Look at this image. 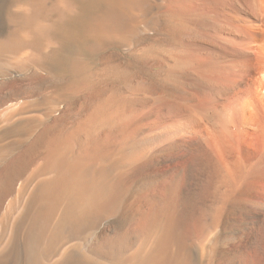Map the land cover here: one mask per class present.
Segmentation results:
<instances>
[{"label":"bare ground","instance_id":"6f19581e","mask_svg":"<svg viewBox=\"0 0 264 264\" xmlns=\"http://www.w3.org/2000/svg\"><path fill=\"white\" fill-rule=\"evenodd\" d=\"M94 1L87 29L104 63L98 78L117 83L95 82L76 141L63 133L46 142L50 179L0 222V264H46L45 206L72 202L58 232L78 217L115 218L139 180L129 235L108 250L120 264H189L184 239H216L224 227L237 264H264V0ZM144 40L164 53L154 57ZM116 55L144 62L162 86ZM20 101L3 108L0 130L19 120L5 112L24 114ZM130 238L139 244L125 256ZM64 251L50 264H97Z\"/></svg>","mask_w":264,"mask_h":264},{"label":"rangeland","instance_id":"374dc122","mask_svg":"<svg viewBox=\"0 0 264 264\" xmlns=\"http://www.w3.org/2000/svg\"><path fill=\"white\" fill-rule=\"evenodd\" d=\"M94 8V0H0V113H3L6 104L17 99L24 105H20L24 108L22 115L19 113L21 110L17 111L19 114L15 112L17 116L4 113L12 118L19 116V120L22 118L21 121L10 118L8 124L12 123L9 126L14 127L11 129L8 126L12 130H9L11 135L6 130L8 127L2 126V132L0 130V222L14 218L16 208L25 197L44 188L43 183L47 185L51 170L47 167L44 170L45 166H42L46 142L63 133L76 141L80 118L95 99V82L101 78L105 89L117 83L113 78L114 81L98 78V72L104 70V63L96 64L95 54L91 51L93 38L88 34L90 29H87L92 22ZM142 42L149 45L148 49L155 54L154 57L164 53L159 42ZM111 61L119 66L120 61L121 66L127 63L126 68L133 72L146 70L144 74L150 84L162 86L155 72L142 65L144 62L138 63L117 55ZM143 183L139 180L135 188L126 194L125 207L115 218L78 217L63 232L62 229L56 231L53 224L60 220L63 208L72 207L70 199L56 201L50 210L43 206L41 214L50 223L39 241L42 246L46 242L50 245L46 264L58 259L64 249L67 251L64 253L69 254L68 261L73 257V260L83 259L87 255L95 256L97 264L98 261L120 264L121 258L112 255L109 249L117 243V239L129 235L128 229L133 224L132 216L136 208L132 203L138 200L137 189ZM224 228L223 235L216 239H184L185 246L189 247V264H237L241 256L231 251L232 241L226 236L229 230ZM51 231L52 238L46 239ZM138 244L137 239L122 243V253L131 255ZM19 257L14 259L19 260L18 263L9 264H23V259L20 262Z\"/></svg>","mask_w":264,"mask_h":264}]
</instances>
